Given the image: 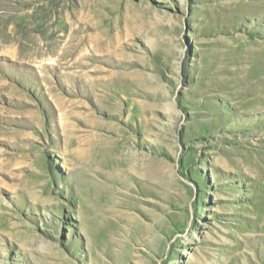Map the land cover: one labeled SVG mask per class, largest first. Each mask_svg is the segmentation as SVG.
I'll return each instance as SVG.
<instances>
[{"label": "rangeland", "instance_id": "374dc122", "mask_svg": "<svg viewBox=\"0 0 264 264\" xmlns=\"http://www.w3.org/2000/svg\"><path fill=\"white\" fill-rule=\"evenodd\" d=\"M0 264H264V0H0Z\"/></svg>", "mask_w": 264, "mask_h": 264}]
</instances>
